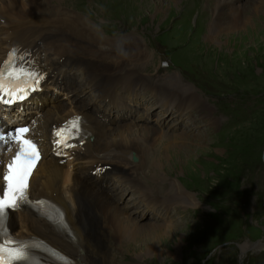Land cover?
<instances>
[{"label": "bare ground", "instance_id": "obj_1", "mask_svg": "<svg viewBox=\"0 0 264 264\" xmlns=\"http://www.w3.org/2000/svg\"><path fill=\"white\" fill-rule=\"evenodd\" d=\"M155 1L151 9L160 14L164 11L165 3L161 0ZM63 2L64 0H0V60L10 50L12 55L10 64L17 76L30 84H35L34 79L25 76L19 70L22 68L26 72L36 73L38 78L42 77L39 86L44 90L34 93L36 95L33 99L24 106L27 113L17 118L23 122H30L31 132L29 131L26 137L32 136L39 145L43 157L28 180L26 191L28 202L22 204L19 210L10 213L7 219L8 228L12 234L14 233L15 241L32 235V238L45 244L33 242L31 246L36 248L41 246L42 250L48 245L55 246L66 253L72 264H115V261L121 264L124 256L120 257L112 247L106 246L104 240L107 238L115 240L117 244L112 245H117L118 251L126 253L129 251L133 258L131 264L146 262L145 259L154 254L159 258L162 256L163 245L173 238L174 227L169 223L135 222L121 212L123 206L118 208L116 199L112 197L118 196L120 201L124 197L119 193L120 190L134 192L144 203L143 207L141 205L139 207L141 210L137 208L136 212L141 213L148 209L150 214L155 213L159 218L161 215L159 208L167 205L165 201H173L170 199L171 195H164L165 198L161 200L152 191V185L166 177L160 172L168 164L169 159L170 163L181 164L183 159L181 150L186 152L188 149L173 148L168 153L170 155L168 160L156 162L150 157L149 148L157 141L173 146L177 141L184 144L185 141H194L196 137H191L184 130L173 135L159 131L151 125H145L144 123H147L145 115L149 116L148 112L152 105L160 108L157 118L162 117L163 111L168 109L171 111L174 107L178 114L176 117L183 121V116L177 111L181 113L191 109L197 110L201 105L205 106L204 112L199 111L204 120L209 117V123H212L214 116H211V110L203 102V96L184 84L179 72L166 69L168 72L160 75L156 71L158 61H163L165 57L159 58L154 67L155 74L164 78V82L160 78L158 79L162 82L160 84L152 82V85H149L146 82L149 80L146 77L150 79L153 77L152 74H150L152 77L142 74L151 53L148 54L142 49L143 42L140 38L114 40L106 34L98 36L92 29L93 26L86 25L82 20L84 17L81 18L78 13L77 15L60 7ZM127 2L130 5L127 4L126 8L130 11L133 6L148 3L145 0ZM168 2L173 3L175 0ZM235 3L234 0H213V11L211 18H208L211 29L205 33L207 42H219V38L225 37L232 38L233 35L230 33L239 31L245 25L247 20L245 12L250 10L255 12L258 10L257 6L264 5L258 4L257 0L245 2L248 6ZM77 7L81 10V7ZM121 9L126 13L124 4H121ZM139 10L137 8L135 12ZM116 11L119 12L118 9ZM83 12L85 13L84 10ZM121 47L127 53L126 56L120 54ZM76 73L80 78L76 87L68 91L73 95L70 106L62 105L57 95L49 93L47 87L54 86L56 90L63 92L68 87L62 83V79L72 77ZM116 86L125 87L130 97L108 96ZM139 90H149L154 98L153 102H150V107V103L144 106L142 112L144 114L137 120L143 121L142 123L119 117H112L108 122L110 117L102 115L101 108L91 110V107L97 106L94 102L101 103L105 97L108 102L116 104L115 107L127 110L132 109L129 103L134 102L137 96L140 97V105L149 102L143 100L144 95L138 94ZM86 97L90 100L82 102ZM173 101L177 103L174 104ZM76 117L83 121L78 130L69 126V122ZM118 119L120 120L117 121ZM62 129H65L64 135L57 136ZM147 142H150V145H147ZM65 143L70 146L64 147ZM17 149V145L12 143H0V178L4 174L3 167ZM66 153L71 155V164L60 161L64 159L63 155ZM132 155L137 158V163L133 166L129 161ZM190 163H193L192 160ZM138 173L149 182L144 183L137 177ZM91 180L104 183L103 185H110L108 181H111L112 188L95 190ZM6 190L7 186L0 182V191ZM176 190H179V187ZM173 195L177 196V192ZM40 199H48L62 210L67 230L71 235L59 233L54 222L46 221L28 208L27 204H33ZM189 199L191 200V197ZM49 216L55 218L57 213L49 212ZM0 247H5L2 239ZM146 249L149 252H144ZM4 253L8 254L7 251Z\"/></svg>", "mask_w": 264, "mask_h": 264}, {"label": "rangeland", "instance_id": "obj_2", "mask_svg": "<svg viewBox=\"0 0 264 264\" xmlns=\"http://www.w3.org/2000/svg\"><path fill=\"white\" fill-rule=\"evenodd\" d=\"M104 1L64 0L60 7L84 17L82 20L86 25L93 26L92 29L98 36L106 34L114 40L140 38L143 42L142 49L152 55L147 58V67L142 72L143 75L153 76L150 75L151 79L146 77L150 80L146 82L149 85L152 82L162 83L158 79L163 81L164 78L160 75L167 73L166 69L179 72L183 83L203 96V102L211 110V116H214L212 123H209V117L204 120L199 114V111H205V106L202 105L197 110L187 111L183 121L172 110L169 112V109L163 111L160 118H157L160 111L158 108V113L153 114L149 109V116L145 115L147 123L144 124L147 126L151 125L173 135L184 130L196 138L192 142L185 141L184 144L177 141L173 146L157 141L149 148L150 157L156 162L168 160V153L173 148L188 149L186 152L181 150L182 165L170 163L169 159L160 172L166 177L152 185V191L162 199L165 198L164 195H171L170 199L173 201H167L169 211L165 216V211H162L163 216L160 215V218L155 213L150 214L148 209L136 212L137 208L141 210L140 200L136 194L134 196L132 192L127 193L125 189L119 192L124 195L122 200L118 201V196L112 197L116 199L118 208L123 206L121 212L135 222L169 223L174 227L176 234L172 235L173 240L165 243L163 248L160 245L162 256L158 258L154 254L147 257L146 262L135 261L141 264H264V166L261 159L264 148V5L261 4H264V0H257L261 6H257L258 10L255 12H245V25L239 31L230 33L232 38H219V42L212 43L206 41L205 33L211 29L208 18H211L213 11V0H175L173 3L161 0L165 7L160 14L151 9L155 0H145L148 3L133 6L131 11L126 8L127 4L130 5L127 0ZM234 1L236 5H247L245 2L250 0ZM121 4H124L126 13H123ZM137 8L140 9L139 12H135ZM122 15L124 19H120ZM214 19L213 14L212 20ZM162 57L165 58L160 61L159 58ZM156 65V71L160 75L155 74ZM72 77H76L75 83H78L79 74ZM124 88L116 86L108 96L122 95L129 98L130 94ZM69 90L63 91L69 100L65 96L61 97L63 102L58 99L60 104L70 106L73 95L68 93ZM148 91H144L145 100L149 102L144 103L143 110L152 101ZM86 99L90 100L89 97ZM104 101H107L106 97ZM136 101L137 107L133 111L128 110L130 114L136 115H129L117 107L113 108L111 114L119 116L123 112L120 119L127 117V121L142 123L143 121L137 120L144 113L141 112L139 98L134 103ZM95 104L97 106L91 107V110L101 108L102 115L110 117V122L111 114L104 112L99 102H94ZM130 104V107L133 106ZM154 117L156 126L148 123ZM69 157L67 161H60L71 164V155ZM137 177L146 184L149 182L140 173ZM91 183L98 191L105 187L112 188L113 184L108 181L110 185H103L104 183L94 180ZM177 187L180 191L176 190ZM176 192L177 196L173 195ZM104 242L120 257L124 256L121 264L133 262L129 251H118V246L112 245L116 243L113 238H107ZM219 244H225L223 250L218 251L214 258L208 259L209 252ZM242 244L246 248L240 249L239 245ZM144 252L149 251L146 249ZM115 264L118 262L115 261Z\"/></svg>", "mask_w": 264, "mask_h": 264}, {"label": "snow or ice", "instance_id": "obj_3", "mask_svg": "<svg viewBox=\"0 0 264 264\" xmlns=\"http://www.w3.org/2000/svg\"><path fill=\"white\" fill-rule=\"evenodd\" d=\"M19 71L25 76L34 79L36 82V88H38L39 80L42 79V77L38 78L36 73L26 72L22 68ZM9 75H12V73H9ZM0 90H2V85H0ZM19 98L24 99V96H20ZM81 123H83L82 119L76 117L69 122V126L78 130ZM28 131V128H19L15 130L16 135L10 137L11 139L20 141L21 148L14 159L9 162L7 173L0 178L7 183V190L0 191V234L4 232L6 221L9 218L10 213L19 210L22 204L28 202V197L26 195L28 180L36 166V162L40 158V154L34 143L28 139H22L23 135ZM64 132L65 129H62L57 133V136L64 135ZM3 139L4 136H0V140ZM57 146H60L59 141L57 142ZM63 146L68 147L70 145L65 143ZM6 250L7 246L0 247V264H12L13 260H24L26 258L23 251L20 249L10 251L8 257L5 258L3 253Z\"/></svg>", "mask_w": 264, "mask_h": 264}, {"label": "clouds", "instance_id": "obj_4", "mask_svg": "<svg viewBox=\"0 0 264 264\" xmlns=\"http://www.w3.org/2000/svg\"><path fill=\"white\" fill-rule=\"evenodd\" d=\"M119 51H120V54H121V55H124V56H126V55H127V53H126V52H124V50H123V48H122V47L119 49Z\"/></svg>", "mask_w": 264, "mask_h": 264}, {"label": "water", "instance_id": "obj_5", "mask_svg": "<svg viewBox=\"0 0 264 264\" xmlns=\"http://www.w3.org/2000/svg\"><path fill=\"white\" fill-rule=\"evenodd\" d=\"M261 159H262V163H263V166H264V148H263V151H262Z\"/></svg>", "mask_w": 264, "mask_h": 264}, {"label": "trees", "instance_id": "obj_6", "mask_svg": "<svg viewBox=\"0 0 264 264\" xmlns=\"http://www.w3.org/2000/svg\"><path fill=\"white\" fill-rule=\"evenodd\" d=\"M211 251H212V250H211ZM211 251H210V252H211ZM210 252H209V254H210ZM209 254H208V255H209ZM209 259H210V258H209Z\"/></svg>", "mask_w": 264, "mask_h": 264}]
</instances>
